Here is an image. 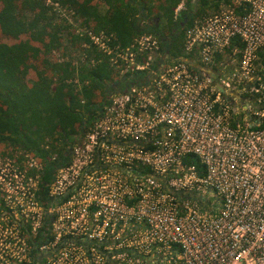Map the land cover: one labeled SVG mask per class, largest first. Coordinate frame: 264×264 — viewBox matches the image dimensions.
Segmentation results:
<instances>
[{
    "label": "built area",
    "instance_id": "2783aa9c",
    "mask_svg": "<svg viewBox=\"0 0 264 264\" xmlns=\"http://www.w3.org/2000/svg\"><path fill=\"white\" fill-rule=\"evenodd\" d=\"M46 4L79 38L52 63L105 57L141 78L111 97L47 191L31 150L0 151V264H264V0H224L187 30L184 53L216 81L189 58L164 61L153 33L122 47Z\"/></svg>",
    "mask_w": 264,
    "mask_h": 264
},
{
    "label": "trees",
    "instance_id": "16d2710c",
    "mask_svg": "<svg viewBox=\"0 0 264 264\" xmlns=\"http://www.w3.org/2000/svg\"><path fill=\"white\" fill-rule=\"evenodd\" d=\"M181 1L59 0L87 27L114 34V44L124 47L138 35L153 33L162 56L169 52L173 58L193 59L184 53L186 32L222 0H186L177 11ZM104 3L108 9L102 13ZM51 8L45 0H0V151L11 146L31 150L45 164L44 191L111 97L141 78L134 73L119 75L105 57L92 67L51 63L48 53L65 46V33L67 42L79 43L69 25L57 23ZM27 13L33 15L31 21L26 20ZM75 79L82 83L78 92L70 82Z\"/></svg>",
    "mask_w": 264,
    "mask_h": 264
},
{
    "label": "rangeland",
    "instance_id": "374dc122",
    "mask_svg": "<svg viewBox=\"0 0 264 264\" xmlns=\"http://www.w3.org/2000/svg\"><path fill=\"white\" fill-rule=\"evenodd\" d=\"M46 1V0H45ZM65 7V6H64ZM107 9V6L105 5L103 8H102V11L105 12V10ZM52 11H50V14L51 12H53V16H56L57 18V23H63L65 20L62 18H60V15L57 14V11L53 10L51 8ZM213 13V12H212ZM33 18V15L31 13H27L26 15V20L27 21H31ZM201 19V18H200ZM64 24V23H63ZM83 25H85V23L83 22ZM71 28V27H70ZM72 29V28H71ZM65 37H64V44L65 46H62V47H58V48H54L56 50V54L52 53V50L50 53H48V59L50 61H55L56 57H58V55H63V57H68L70 58L71 57V54L73 51H76L78 48H79V45L77 43H74V44H70L69 42H67V36H66V33L64 34ZM52 59V60H51ZM72 84H74V86L76 85V88L78 87V84H76L74 81H72ZM73 86V87H74ZM243 96H246V94H244ZM246 113L243 112V116H245ZM244 123V121H243Z\"/></svg>",
    "mask_w": 264,
    "mask_h": 264
},
{
    "label": "crops",
    "instance_id": "0c3cea01",
    "mask_svg": "<svg viewBox=\"0 0 264 264\" xmlns=\"http://www.w3.org/2000/svg\"><path fill=\"white\" fill-rule=\"evenodd\" d=\"M184 1H186V0H182V1L180 2L179 6L182 5V4H183V6H184V3H185ZM223 1H224V0H222V1L220 2V4H219L218 8H217V9H213L212 12H215V11L219 10V9L221 8V5L223 4ZM105 5L107 6V4L104 3V6H105ZM104 6H103V7H104ZM179 6H178V7H179ZM107 9H108V6H107ZM107 9H106V10H107ZM195 9H197V8L195 7ZM106 10H105V12H106ZM101 12H102V13H105V12L102 11V9H101ZM212 12H209V13L206 14V15H202L200 18L202 19V18H204V17L210 15ZM200 18H199V19H200ZM86 26H87V25H86ZM77 44H78V43H77ZM162 58H163L164 61H168V60H170V59L173 58V57H171V55L169 54V52H167L164 56H162ZM190 60H191L190 62H191V64H192V66H193V64H201V66L203 67V69L200 70V69H197V68H196L197 70H200V71H203V72H207V73H209V75H211V76H212V75L215 76L214 71H211L209 67L203 65L202 63H200L199 61H196V60H194V59H190ZM164 61H163V62H164ZM50 62H51V61H50ZM51 63H52V62H51ZM53 64H54V63H53ZM81 66H82V65H80V66H76V67H81ZM80 84H81V87H82V83H81V82H80ZM12 147H14V146H11V148H12Z\"/></svg>",
    "mask_w": 264,
    "mask_h": 264
},
{
    "label": "water",
    "instance_id": "95a60500",
    "mask_svg": "<svg viewBox=\"0 0 264 264\" xmlns=\"http://www.w3.org/2000/svg\"><path fill=\"white\" fill-rule=\"evenodd\" d=\"M193 66H194L195 68H197V69H200V70L203 69V67L201 66V64H193ZM212 79H213L214 81H216V77L213 76V75H212ZM218 86H219V85H218ZM219 88H220L221 90H223L220 86H219Z\"/></svg>",
    "mask_w": 264,
    "mask_h": 264
}]
</instances>
